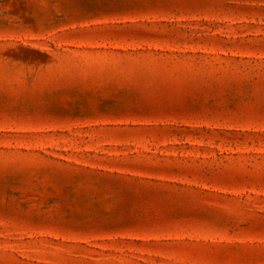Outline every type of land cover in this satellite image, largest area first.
<instances>
[{"label":"rangeland","instance_id":"rangeland-1","mask_svg":"<svg viewBox=\"0 0 264 264\" xmlns=\"http://www.w3.org/2000/svg\"><path fill=\"white\" fill-rule=\"evenodd\" d=\"M0 264H264V0H0Z\"/></svg>","mask_w":264,"mask_h":264}]
</instances>
